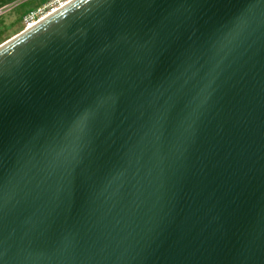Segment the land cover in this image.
<instances>
[{"label": "water", "instance_id": "obj_1", "mask_svg": "<svg viewBox=\"0 0 264 264\" xmlns=\"http://www.w3.org/2000/svg\"><path fill=\"white\" fill-rule=\"evenodd\" d=\"M0 264H264V0H73L0 46Z\"/></svg>", "mask_w": 264, "mask_h": 264}, {"label": "rangeland", "instance_id": "obj_2", "mask_svg": "<svg viewBox=\"0 0 264 264\" xmlns=\"http://www.w3.org/2000/svg\"><path fill=\"white\" fill-rule=\"evenodd\" d=\"M52 0H0V46L24 31V16L38 7L50 11ZM55 6V5H54ZM46 11V12H47Z\"/></svg>", "mask_w": 264, "mask_h": 264}, {"label": "built area", "instance_id": "obj_3", "mask_svg": "<svg viewBox=\"0 0 264 264\" xmlns=\"http://www.w3.org/2000/svg\"><path fill=\"white\" fill-rule=\"evenodd\" d=\"M70 1H73V0H52L50 2V5H53V6L50 8V11H52L54 8H57L59 6L62 7L61 5L65 4V3L67 4ZM46 6L47 5H45V8L38 7L37 9H33V10L29 11L24 16V22H25V29L24 30L32 28L33 27V23H37L38 24L39 22H41L40 21L41 17H43L44 15H46V14H48L50 12V11L45 10ZM37 24H35V25H37Z\"/></svg>", "mask_w": 264, "mask_h": 264}, {"label": "bare ground", "instance_id": "obj_4", "mask_svg": "<svg viewBox=\"0 0 264 264\" xmlns=\"http://www.w3.org/2000/svg\"><path fill=\"white\" fill-rule=\"evenodd\" d=\"M71 2V1H70ZM70 2H68V3H70ZM67 3V4H68ZM64 5H66V3L65 4H63V5H61L62 7L64 6ZM62 7H57V8H54L52 11H50L48 14H46V15H44L43 17H41V19H40V21H42V20H44L45 18H47L48 16H50L51 14H53V13H55L56 11H58L60 8H62ZM35 24H37V23H33V26L35 25Z\"/></svg>", "mask_w": 264, "mask_h": 264}]
</instances>
